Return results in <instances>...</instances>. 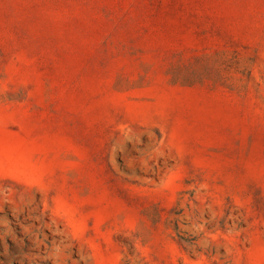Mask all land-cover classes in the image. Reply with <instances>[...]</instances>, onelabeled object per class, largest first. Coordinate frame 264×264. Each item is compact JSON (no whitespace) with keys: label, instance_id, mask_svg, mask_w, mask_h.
I'll use <instances>...</instances> for the list:
<instances>
[{"label":"rangeland","instance_id":"obj_1","mask_svg":"<svg viewBox=\"0 0 264 264\" xmlns=\"http://www.w3.org/2000/svg\"><path fill=\"white\" fill-rule=\"evenodd\" d=\"M0 264H264V0H0Z\"/></svg>","mask_w":264,"mask_h":264}]
</instances>
